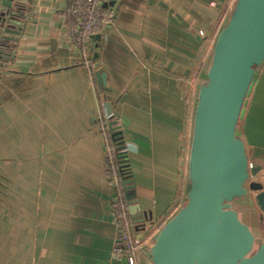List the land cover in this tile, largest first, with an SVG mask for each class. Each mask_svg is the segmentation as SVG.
<instances>
[{"label": "crops", "instance_id": "obj_1", "mask_svg": "<svg viewBox=\"0 0 264 264\" xmlns=\"http://www.w3.org/2000/svg\"><path fill=\"white\" fill-rule=\"evenodd\" d=\"M77 1L0 0V264H128L114 255L121 145L147 251L188 201L199 89L237 0H103L115 23L85 50L68 14ZM237 133L264 185V64ZM233 210L264 232L254 193Z\"/></svg>", "mask_w": 264, "mask_h": 264}, {"label": "water", "instance_id": "obj_2", "mask_svg": "<svg viewBox=\"0 0 264 264\" xmlns=\"http://www.w3.org/2000/svg\"><path fill=\"white\" fill-rule=\"evenodd\" d=\"M14 1L4 0V4L11 8ZM9 18L16 20L13 13ZM263 64L264 0H237L199 89L188 201L156 236L151 264H264V239L256 248L253 231L233 210L236 198L254 193L264 227V185L256 181L261 167L250 166L245 142L237 133L250 88ZM99 79L105 81L106 75ZM106 111L113 117L110 102ZM126 148L116 149L126 158L122 164L129 162L128 155L121 153ZM125 186L129 212L137 216L140 205L130 193L135 186L132 181Z\"/></svg>", "mask_w": 264, "mask_h": 264}, {"label": "built area", "instance_id": "obj_3", "mask_svg": "<svg viewBox=\"0 0 264 264\" xmlns=\"http://www.w3.org/2000/svg\"><path fill=\"white\" fill-rule=\"evenodd\" d=\"M68 14L76 27L75 42L83 50L86 49L88 41H93L97 35H102L115 23L114 11L105 7L103 0L77 1L68 8ZM84 64L89 67L90 61L85 59ZM121 153L128 155L129 149L122 150ZM122 157L117 153L116 160L122 163L121 161L126 159ZM250 166L253 167L254 164L251 163ZM113 180L119 190L121 188L119 178L114 176ZM126 182L128 181L125 180L123 184L125 185ZM115 204L119 205L118 197ZM114 213L118 227V243L114 248V255L119 259H126L128 264H137L138 256L142 254H146L151 260V249L147 251L146 244L136 237L137 224L132 221L127 208H122L121 211ZM150 246L152 247L153 244Z\"/></svg>", "mask_w": 264, "mask_h": 264}, {"label": "trees", "instance_id": "obj_4", "mask_svg": "<svg viewBox=\"0 0 264 264\" xmlns=\"http://www.w3.org/2000/svg\"><path fill=\"white\" fill-rule=\"evenodd\" d=\"M20 13H22L20 11ZM16 16V15H15ZM18 17V15H17ZM110 141V137L107 138ZM110 169V174L116 175L121 184V188L118 190L119 205L114 206V212L121 211L122 208H128V200L126 197V186L123 184L125 180L130 178V170L126 167V164H122L116 159L114 160L113 166Z\"/></svg>", "mask_w": 264, "mask_h": 264}, {"label": "rangeland", "instance_id": "obj_5", "mask_svg": "<svg viewBox=\"0 0 264 264\" xmlns=\"http://www.w3.org/2000/svg\"><path fill=\"white\" fill-rule=\"evenodd\" d=\"M207 78V77H206ZM128 148V147H127ZM126 148V149H127ZM131 194H133L134 192L133 191H130ZM141 228V227H138V229ZM264 229V227H263ZM264 239V232H261V234L258 235L257 239H256V248L259 246V244L263 241Z\"/></svg>", "mask_w": 264, "mask_h": 264}]
</instances>
